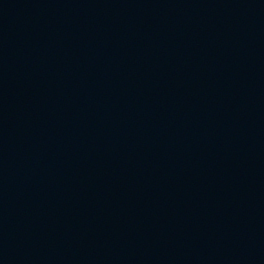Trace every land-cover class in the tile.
I'll list each match as a JSON object with an SVG mask.
<instances>
[{
	"label": "water",
	"instance_id": "95a60500",
	"mask_svg": "<svg viewBox=\"0 0 264 264\" xmlns=\"http://www.w3.org/2000/svg\"><path fill=\"white\" fill-rule=\"evenodd\" d=\"M0 264H264V0H0Z\"/></svg>",
	"mask_w": 264,
	"mask_h": 264
}]
</instances>
